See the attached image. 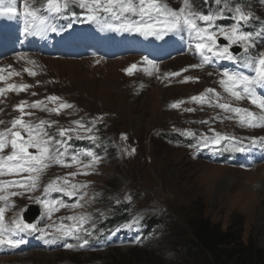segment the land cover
Instances as JSON below:
<instances>
[{
    "label": "rangeland",
    "instance_id": "rangeland-1",
    "mask_svg": "<svg viewBox=\"0 0 264 264\" xmlns=\"http://www.w3.org/2000/svg\"><path fill=\"white\" fill-rule=\"evenodd\" d=\"M42 1L23 0V6L36 8L44 4ZM249 1L245 8L260 21L250 20L245 30L259 31L264 27V0ZM166 2L177 10L182 6L181 0ZM191 3L198 9L196 0ZM74 8L80 10L75 5ZM253 51H264V44L257 43ZM162 52L164 61L157 67L142 62L140 57L120 55L108 60L85 51L75 52L71 60L39 52L21 54L0 64V68H6L4 73H19L17 76L22 78L17 82L14 76L9 77L5 89L9 85L28 86L26 90L17 88L3 103L0 98L1 129L22 117L18 110L22 102L28 106L43 102L47 109L66 102L73 107L62 109L59 114L42 108H26L23 119L33 123L56 121L49 129L51 132L61 126L76 128L75 121L95 120L94 134L98 137L95 142L68 140L71 147L64 164L50 163L39 174L35 189L29 188V174L25 173L17 195L11 194L14 190L5 196L0 193L6 198L0 200L6 227L17 220L23 221L24 212L36 205L43 214L37 219L42 225L40 228L48 232V235L20 233L14 238H23L24 243L3 246L0 264H208L200 256H193L197 249L190 244L189 225L196 218L208 220L222 232L240 231L239 243L243 247L252 241L264 249V145L259 143L264 139V128H242L235 119H222L230 114L209 106L201 109L191 101V97L204 94L208 88L222 92L216 83L220 78L219 64L193 67L200 60L194 55V45L170 44ZM133 64L137 68L130 75L127 69ZM222 64L223 68L234 67L228 62ZM49 96L61 99L52 102L47 100ZM181 101L179 107L172 106ZM239 106L259 111L247 100L239 102ZM189 108L195 111H185ZM188 131L197 135L212 136L218 132L238 137L247 151L233 152L230 146L225 151L227 141H222L221 150L215 152L198 150L187 144L188 137L179 134ZM252 139L257 143L249 148ZM85 149L100 157L88 168L85 165L90 163V157H83V163L79 164L70 159L72 153ZM244 154H248L246 158ZM226 156L229 161L218 164ZM244 166L254 168L248 171ZM65 179L69 184L86 185L80 190L86 195L78 201L77 197L68 199L60 193L58 200L82 206L69 208L49 203L46 210L45 200L54 201L57 195L53 192L45 197L43 184L53 181L62 184ZM127 212L130 222L87 245H83V240L61 238L56 233L57 228L75 223L68 219L71 216L91 215V221L83 226L91 231L97 221L109 225ZM154 219L149 228L147 222ZM145 225L150 229L148 237L143 229ZM176 237L186 240L174 241ZM30 243H37L36 247L24 250ZM67 244L73 247L68 248Z\"/></svg>",
    "mask_w": 264,
    "mask_h": 264
},
{
    "label": "snow or ice",
    "instance_id": "snow-or-ice-1",
    "mask_svg": "<svg viewBox=\"0 0 264 264\" xmlns=\"http://www.w3.org/2000/svg\"><path fill=\"white\" fill-rule=\"evenodd\" d=\"M207 2L208 0H205V3ZM15 3L16 0H8L7 7H0V15H15L17 13ZM45 3L46 8L44 9L24 6L26 34L42 36L48 32H57L58 28L52 21L56 17L68 15L71 5L82 10L84 15L81 17L73 13L68 23L62 28L69 27L75 19L115 32H127L156 39L173 36L183 40L186 34L189 44L194 45V55H198L200 58L199 63L193 67L203 68L205 65L219 62H228L234 65L231 69L219 70L220 78L216 83L222 92L215 88H208L204 94L191 97V101L201 106V109L203 106H209L218 108L225 114H230L225 115L222 119H235L242 128H264V51H253L257 43L264 44V27L259 31H246L245 29L253 17L250 11H243L240 5L230 6L228 0H212V3L218 7L215 11L205 14L197 11L191 0H181L182 6L178 10L170 7L166 0H45ZM42 11H46L47 15H40L39 13ZM226 11L231 15H225ZM222 19L231 20L232 23L228 25L216 23L217 20ZM218 37H222L227 43L221 44ZM145 61L154 67L153 61L147 58ZM136 68V64L131 65L127 69L128 74L131 75ZM4 71V68H0V82L7 79L2 75ZM10 75H19V73L14 72ZM29 75H34V73L29 72ZM172 75L178 74L172 73ZM208 75L211 76L212 73L209 72ZM27 87V85H21L19 90H26ZM6 91H17V86L9 85L6 89L0 88V94ZM60 99L57 96L47 97V100L52 102ZM244 100L254 105L259 111L239 106V102ZM179 103H183V101L172 106L179 107ZM24 104L25 102H22L18 106L22 117L14 119L11 122V127L7 130L0 131V175L28 173V186L30 189H35L39 174L50 163L64 164L65 157L69 155L71 147L68 140L73 138L89 139L95 142L98 139L94 134L97 131L94 128L96 121L87 123L83 120L75 121L76 128L61 126L55 132H51L49 129L57 122L40 120L38 123H33L26 121L23 119ZM29 107L42 108V110L59 114L62 109L72 108L73 105L65 102L58 104L56 108L47 109L43 102H37ZM185 111L191 112L195 109L189 108ZM27 114L31 115V113ZM201 123L208 122L201 121ZM89 124H92L93 127H89ZM209 130L214 131L211 127ZM182 135L194 138L195 142L189 146L198 150L215 152L221 150L219 146L222 141H227V146L223 150H229L228 146H230L233 152L244 153L247 151L240 138L222 135L218 132L212 136L197 135L192 131L182 133ZM256 143L257 140L252 139L247 147L250 148ZM259 143L264 145V139H261ZM6 149L9 152L5 155ZM30 149L34 151H30ZM83 157L91 158L85 168L91 167L100 159L91 149L74 152L70 155L71 161L78 164L83 163ZM14 183L17 186H23L20 181ZM86 187V185L75 183L69 184V181L65 179L62 184L58 181L49 183L43 192L45 197L56 192L69 198L77 197L79 201L83 200L86 195L80 190ZM2 189L3 184H0V190ZM2 199L6 198L0 196V200ZM49 203L69 208L82 206L78 203L64 204L60 200L51 202L45 200L46 210H49ZM68 219L75 223L67 228H57V235L61 238L74 237L83 240V245H87L89 241L86 237L91 236L92 232L83 226L91 221V215L71 216ZM2 221L3 209H0V246L16 247L23 244V238L16 239L14 237L26 231L48 235V232L43 228H38L35 222L26 223L17 220L12 226L6 227ZM67 247L72 248L73 245L67 244Z\"/></svg>",
    "mask_w": 264,
    "mask_h": 264
},
{
    "label": "trees",
    "instance_id": "trees-1",
    "mask_svg": "<svg viewBox=\"0 0 264 264\" xmlns=\"http://www.w3.org/2000/svg\"><path fill=\"white\" fill-rule=\"evenodd\" d=\"M199 1L203 3L204 0ZM128 219L130 217L127 212V214H122V217L114 219L113 223L110 221V226L106 229L114 228L116 224ZM154 221L155 219L152 222H147L149 228L155 223ZM189 226L192 232L190 244L197 249L193 256H200L208 264H234L235 261L239 264H264V249L258 248L252 241L249 242L248 246L243 247L239 243L241 240L240 231L222 232L203 218L191 220ZM175 240L183 241L186 239L176 237ZM233 245L238 247H233Z\"/></svg>",
    "mask_w": 264,
    "mask_h": 264
},
{
    "label": "bare ground",
    "instance_id": "bare-ground-1",
    "mask_svg": "<svg viewBox=\"0 0 264 264\" xmlns=\"http://www.w3.org/2000/svg\"><path fill=\"white\" fill-rule=\"evenodd\" d=\"M4 69H6V68H4Z\"/></svg>",
    "mask_w": 264,
    "mask_h": 264
}]
</instances>
